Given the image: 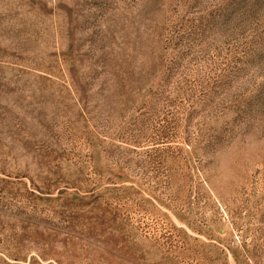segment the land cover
<instances>
[{"label":"rangeland","instance_id":"374dc122","mask_svg":"<svg viewBox=\"0 0 264 264\" xmlns=\"http://www.w3.org/2000/svg\"><path fill=\"white\" fill-rule=\"evenodd\" d=\"M0 264H264V0H0Z\"/></svg>","mask_w":264,"mask_h":264}]
</instances>
